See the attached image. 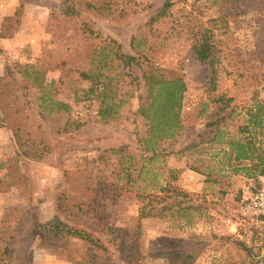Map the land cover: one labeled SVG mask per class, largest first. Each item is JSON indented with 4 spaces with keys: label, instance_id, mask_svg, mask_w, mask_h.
Returning <instances> with one entry per match:
<instances>
[{
    "label": "rangeland",
    "instance_id": "obj_1",
    "mask_svg": "<svg viewBox=\"0 0 264 264\" xmlns=\"http://www.w3.org/2000/svg\"><path fill=\"white\" fill-rule=\"evenodd\" d=\"M163 1L0 0V76L8 72L41 135L53 144L42 159L16 163L8 160L16 152L13 130L0 129V224L9 206L31 207L39 222L58 215L98 234L108 247L93 258L83 239L44 246L37 237L29 264H169L170 250L180 254L175 264L187 255L192 258L185 264H250L253 254L254 264L260 262L264 221L245 218L241 210L262 172L264 111L255 124L249 112L264 107V63L249 55L242 61L231 51L264 42L260 12L216 21L219 8L212 0H174L166 17L151 21ZM67 9L75 12L70 19L63 17ZM206 35L220 48L215 84L208 61L193 52L194 39ZM107 43L115 48L104 50L105 71L125 102L115 119L104 122L96 115L98 103L76 101L75 94L84 95L90 84L84 74L94 70ZM116 53L136 56L139 64ZM154 74L181 75L187 90L182 127L147 144L150 125L137 110L149 101L145 75ZM43 99L72 108L49 113L40 106ZM76 120L85 123L76 128ZM245 138L252 139L249 158L236 159L235 141ZM162 188L183 203L163 201ZM188 206L187 215L176 212ZM5 264H13L9 255Z\"/></svg>",
    "mask_w": 264,
    "mask_h": 264
},
{
    "label": "trees",
    "instance_id": "obj_2",
    "mask_svg": "<svg viewBox=\"0 0 264 264\" xmlns=\"http://www.w3.org/2000/svg\"><path fill=\"white\" fill-rule=\"evenodd\" d=\"M219 8L218 19L229 22H237L243 14L253 9L260 12V16L257 18V26L260 31H264V0H212ZM174 4V0H164L163 5L155 18L166 17L170 9ZM63 17L70 19L75 15L73 10H63ZM52 27V25H51ZM138 39L133 37L132 44ZM260 40L256 43L255 47L251 50L243 52L239 48H234L231 51L236 53V57L250 56L249 59L261 60L264 63V42ZM112 43H107L102 46L103 52L96 55L101 58L96 64L94 70L89 74H84L89 78V87L84 90L82 97L75 94V100L83 99L84 101H94L98 103L96 108L97 117L104 121H110L118 116L119 110L124 104L123 98H117L116 92L112 88V80L106 74L105 67L107 66V59L109 54L104 50L107 48L114 49L115 46H111ZM119 47V46H118ZM138 47V45H137ZM218 44L211 40V35H206L202 39L195 38L193 42V52L196 59L200 61H208L210 67L209 80L215 84L217 77V64L218 56L217 50H219ZM94 56V55H93ZM116 56L120 59H124L127 64L134 62L139 64L136 56L126 55L124 53H116ZM98 61V60H97ZM94 67V66H93ZM249 70H245V74ZM8 72L3 76H0V128L9 127L13 130L14 140L16 142V152L8 160L18 163L21 159L27 158L31 160H40L42 156L49 151L53 144L49 136L41 135L40 124L32 117V115L25 109V104L21 101L19 95L16 94L12 80L8 76ZM145 83L148 86L149 101L147 104L139 106L137 114L150 125L148 135L150 138H145L148 143L154 142L157 137L169 138L173 137L177 131L182 127L180 124V110L182 107V100L184 92L187 90V85L184 78L181 75L175 77H163L162 75H145ZM44 111L49 113L54 109L63 110L69 112L71 110L70 104L63 101L53 100L49 103L46 99L40 103ZM264 111V107L260 106L257 112H249L251 123L261 122L259 116L260 112ZM84 122L76 120L75 127H81ZM35 132V133H34ZM233 142H231L232 144ZM237 144L236 159L241 157L249 158L251 153V138H245V142L235 141ZM153 150H154V144ZM262 164V171L264 170V157H259ZM8 171L12 169V166L6 167ZM130 182L131 176L128 174ZM163 189V194L158 196L165 201L169 197H174L173 202L169 204L177 203L179 206L183 201L178 200L176 193L170 189ZM166 191V192H165ZM169 193V194H168ZM184 196L189 195L188 192L183 193ZM188 207H179L176 212H181V216L187 215ZM166 206L162 208L160 214L163 213ZM264 221V217H259ZM12 222H15L13 225ZM232 234H229L227 238H230ZM40 239V244L49 246L55 244L62 238H80L89 244V253L94 258L99 253L105 254L108 252V247L103 246V243L98 234L85 230L83 228H76L70 226L67 222L61 219L58 215L47 222L41 223L34 216L31 207L23 208L20 205L9 206L7 211L2 217V224H0V264L6 263V255L10 256V260L13 264H29V249L35 238ZM242 247L248 251H251L249 246L244 242H240ZM3 246H2V245ZM168 253V252H167ZM171 258L169 264H175V257L178 252L170 250ZM109 256L110 254H106ZM192 256H185L184 259L191 260ZM255 256L250 264H254ZM184 261L182 264H185Z\"/></svg>",
    "mask_w": 264,
    "mask_h": 264
},
{
    "label": "built area",
    "instance_id": "obj_3",
    "mask_svg": "<svg viewBox=\"0 0 264 264\" xmlns=\"http://www.w3.org/2000/svg\"><path fill=\"white\" fill-rule=\"evenodd\" d=\"M242 215L249 217H264V170L260 172L255 184L244 196Z\"/></svg>",
    "mask_w": 264,
    "mask_h": 264
},
{
    "label": "water",
    "instance_id": "obj_4",
    "mask_svg": "<svg viewBox=\"0 0 264 264\" xmlns=\"http://www.w3.org/2000/svg\"><path fill=\"white\" fill-rule=\"evenodd\" d=\"M260 261L258 264H264V253L258 258Z\"/></svg>",
    "mask_w": 264,
    "mask_h": 264
},
{
    "label": "crops",
    "instance_id": "obj_5",
    "mask_svg": "<svg viewBox=\"0 0 264 264\" xmlns=\"http://www.w3.org/2000/svg\"><path fill=\"white\" fill-rule=\"evenodd\" d=\"M1 129V128H0Z\"/></svg>",
    "mask_w": 264,
    "mask_h": 264
}]
</instances>
